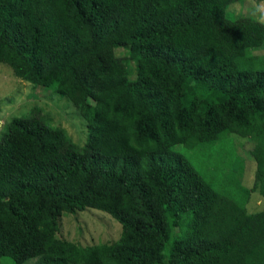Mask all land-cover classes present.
<instances>
[{
    "label": "trees",
    "instance_id": "obj_1",
    "mask_svg": "<svg viewBox=\"0 0 264 264\" xmlns=\"http://www.w3.org/2000/svg\"><path fill=\"white\" fill-rule=\"evenodd\" d=\"M242 1L0 0V64L68 98L88 132L79 148L37 112L7 126L0 258L264 264V210H247L264 198V26L226 12ZM119 48L135 72L123 82L105 77ZM233 137L254 142L250 189L233 180ZM85 209L119 239L57 238L62 215Z\"/></svg>",
    "mask_w": 264,
    "mask_h": 264
},
{
    "label": "rangeland",
    "instance_id": "obj_2",
    "mask_svg": "<svg viewBox=\"0 0 264 264\" xmlns=\"http://www.w3.org/2000/svg\"><path fill=\"white\" fill-rule=\"evenodd\" d=\"M226 12L233 18H252L264 26V1L243 0L241 3L229 5ZM252 54L264 55V44L252 50ZM123 61H126V67H122ZM134 73V66L129 61L127 52L122 48L114 50L106 79L123 82L127 77L134 78ZM32 112H37L51 127L63 131L67 139L77 147L85 146L88 138L86 121L68 98L58 95L51 88L38 87L19 80L13 76L10 68L0 64V139L13 119ZM232 141H235L231 145L234 147L232 167L236 173L233 180L250 189L255 172V162L250 155L254 142L236 137ZM247 210L249 213L264 210V198L257 192L252 193ZM120 235L121 226L111 216L98 210L85 209L62 215L56 236L79 247H93L112 244ZM35 261L36 259H31L24 264H33ZM0 264L15 263L2 257Z\"/></svg>",
    "mask_w": 264,
    "mask_h": 264
}]
</instances>
